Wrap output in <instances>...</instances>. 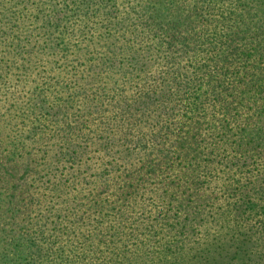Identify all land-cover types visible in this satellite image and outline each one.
<instances>
[{"label":"rangeland","instance_id":"374dc122","mask_svg":"<svg viewBox=\"0 0 264 264\" xmlns=\"http://www.w3.org/2000/svg\"><path fill=\"white\" fill-rule=\"evenodd\" d=\"M170 1L0 0V264H264V0Z\"/></svg>","mask_w":264,"mask_h":264},{"label":"trees","instance_id":"16d2710c","mask_svg":"<svg viewBox=\"0 0 264 264\" xmlns=\"http://www.w3.org/2000/svg\"><path fill=\"white\" fill-rule=\"evenodd\" d=\"M195 1V0H194ZM246 1V0H245ZM172 1L170 0H164L163 2L161 0H152L151 3H153L151 6H149V10H150V14L149 17H153V16H157V14L162 13V10H166L165 5H169ZM216 0H199L198 3L199 5H201L202 8H205L206 11L208 10H212L214 9V6L217 5ZM168 3V4H166ZM225 2L220 3L219 5H222ZM226 8L223 9H227V14L225 16L227 20H225V22L223 21L220 25L222 27H225V31L223 32H215L213 33V36L211 37V40L208 42V45L210 46V56L209 57H219V59H225V55H229L230 51H231V45L234 42V40L232 41L233 37L232 35H236L237 33L241 32L243 33L244 30L247 28H249V26L247 25V23H240L238 26L236 25V21L238 23V20H240L241 18L243 19L244 17L241 16V10L243 8H246L245 10V14L249 15L248 9L249 6H245L244 5V0H228L226 4H224ZM180 7H182V5L180 4V6H174V9L177 11V14H179V9ZM168 8V7H167ZM141 11H146L145 8H142ZM255 13V11H254ZM253 15H257V12ZM107 14L109 15L110 13L107 12ZM175 15V14H174ZM252 15V14H250ZM260 16V15H259ZM230 19V20H229ZM240 22H243V20H241ZM169 23H171V27L175 28V25L178 23V21H169ZM163 30V29H162ZM170 31H173L171 33L172 36H174L176 34V31L169 29ZM237 37V36H236ZM219 44H222V46L220 47ZM235 55V53H233V56ZM236 71H239L237 68L234 69ZM245 75H248L250 80H248V82H253L255 80V78H251L253 73L251 72H246Z\"/></svg>","mask_w":264,"mask_h":264}]
</instances>
